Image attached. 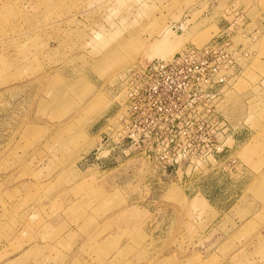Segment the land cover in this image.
<instances>
[{"label":"rangeland","instance_id":"1","mask_svg":"<svg viewBox=\"0 0 264 264\" xmlns=\"http://www.w3.org/2000/svg\"><path fill=\"white\" fill-rule=\"evenodd\" d=\"M0 264H264V0H0Z\"/></svg>","mask_w":264,"mask_h":264},{"label":"built area","instance_id":"2","mask_svg":"<svg viewBox=\"0 0 264 264\" xmlns=\"http://www.w3.org/2000/svg\"><path fill=\"white\" fill-rule=\"evenodd\" d=\"M175 65V60L158 62L152 69L133 73L135 86L126 97L125 115L128 120H138L149 126L180 125L179 115H169L167 111L172 107L178 113L181 85L190 77L173 72Z\"/></svg>","mask_w":264,"mask_h":264},{"label":"bare ground","instance_id":"3","mask_svg":"<svg viewBox=\"0 0 264 264\" xmlns=\"http://www.w3.org/2000/svg\"><path fill=\"white\" fill-rule=\"evenodd\" d=\"M165 39H162L164 41H160L159 44H155L152 52V55L157 56L159 59L162 60H166L169 56H172L173 53L176 52L177 47H179V45H167L168 42L166 43Z\"/></svg>","mask_w":264,"mask_h":264},{"label":"crops","instance_id":"4","mask_svg":"<svg viewBox=\"0 0 264 264\" xmlns=\"http://www.w3.org/2000/svg\"><path fill=\"white\" fill-rule=\"evenodd\" d=\"M231 140H230V142H231V147H228L230 150L233 148V147H236L238 144H239V141H237L236 139H235V137H232V138H230ZM227 153H229V151H226ZM198 198H201L206 204H207V202H209V201H207L206 199H204L203 197H201V196H199ZM215 206H217V205H215Z\"/></svg>","mask_w":264,"mask_h":264}]
</instances>
